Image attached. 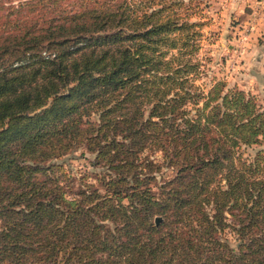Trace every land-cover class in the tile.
Masks as SVG:
<instances>
[{"label": "trees", "instance_id": "obj_1", "mask_svg": "<svg viewBox=\"0 0 264 264\" xmlns=\"http://www.w3.org/2000/svg\"><path fill=\"white\" fill-rule=\"evenodd\" d=\"M206 4L0 0V264H264V110L195 83Z\"/></svg>", "mask_w": 264, "mask_h": 264}, {"label": "rangeland", "instance_id": "obj_2", "mask_svg": "<svg viewBox=\"0 0 264 264\" xmlns=\"http://www.w3.org/2000/svg\"><path fill=\"white\" fill-rule=\"evenodd\" d=\"M19 1V0H4ZM200 5V48L197 56L202 61V73L195 83L207 87L213 80H222L227 87L251 94L258 107L264 110V0H203ZM257 146L246 148L244 155L252 154ZM159 164L154 174L157 180L169 176L171 169L164 166L158 151L144 152ZM92 152L80 146L55 160L63 171L73 178L74 188L85 177L95 186L99 168L90 165ZM228 238L231 236L228 234Z\"/></svg>", "mask_w": 264, "mask_h": 264}, {"label": "water", "instance_id": "obj_3", "mask_svg": "<svg viewBox=\"0 0 264 264\" xmlns=\"http://www.w3.org/2000/svg\"><path fill=\"white\" fill-rule=\"evenodd\" d=\"M157 220H158V217L155 218V222H157Z\"/></svg>", "mask_w": 264, "mask_h": 264}]
</instances>
